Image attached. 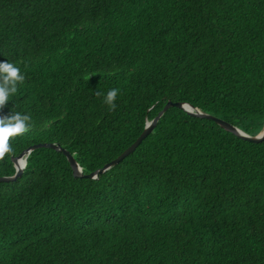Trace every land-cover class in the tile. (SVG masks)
Masks as SVG:
<instances>
[{"label": "trees", "instance_id": "1", "mask_svg": "<svg viewBox=\"0 0 264 264\" xmlns=\"http://www.w3.org/2000/svg\"><path fill=\"white\" fill-rule=\"evenodd\" d=\"M6 61L25 80L0 117L32 128L0 175L40 142L94 171L168 100L251 135L264 124V0H0ZM26 163L0 181V264H264V140L172 106L97 178L50 147Z\"/></svg>", "mask_w": 264, "mask_h": 264}, {"label": "clouds", "instance_id": "2", "mask_svg": "<svg viewBox=\"0 0 264 264\" xmlns=\"http://www.w3.org/2000/svg\"><path fill=\"white\" fill-rule=\"evenodd\" d=\"M25 76L21 74L19 67L9 61L0 62V109L6 106L10 97L18 91V85L22 84ZM119 89H110L103 97V102L110 111L116 109V98ZM97 95L101 93L97 92ZM151 122H146L145 127H150ZM32 128L30 115H22L20 112H12L8 116L0 117V162L14 154L11 140L17 136H22ZM17 174L27 168L26 157H19L13 161Z\"/></svg>", "mask_w": 264, "mask_h": 264}, {"label": "water", "instance_id": "3", "mask_svg": "<svg viewBox=\"0 0 264 264\" xmlns=\"http://www.w3.org/2000/svg\"><path fill=\"white\" fill-rule=\"evenodd\" d=\"M172 106L182 108V109L186 110L189 114L194 115V116L206 117V118L212 119L217 124H219L223 129H225L226 131L234 133L235 135L239 136L242 139H245V140H248L251 142H260V141L264 140V124H263L262 129L258 133L251 135V134L244 132L239 127L231 124L228 121H225V120H223L219 117H216L214 115L202 112L201 110L194 107L190 103L182 102V101L168 100L163 105V107L158 111V113L153 117V119L149 120L151 122L150 127H145L144 130L140 133V135L127 148H125L118 156H116L111 161H108L107 163H105L102 167H100L94 171H91L89 173L83 174L81 171V167L78 165V162L75 160V158L73 157L71 152H69L66 148L61 146L59 143H55V142H40V143L32 144L29 147L23 149L18 155L12 157V161H15L19 157H26L27 158L28 154L32 150H34L35 148L50 147V148H53V149H56V150L62 152L66 156V158H67V160H68V162L72 168L73 175L75 177L97 178V176L100 173L104 172L105 170H107L111 166L118 164L123 158H125L127 155H129L131 152H133L135 150V148L141 143V141L152 131V129L156 125L159 118L163 115V113L168 108H170ZM149 121H147V122H149ZM21 174H22V172L17 174V172L15 170L13 175H0V181H13V180H16L18 177H20Z\"/></svg>", "mask_w": 264, "mask_h": 264}]
</instances>
